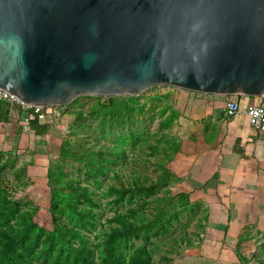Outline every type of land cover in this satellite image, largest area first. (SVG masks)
Returning <instances> with one entry per match:
<instances>
[{
	"label": "rangeland",
	"instance_id": "obj_1",
	"mask_svg": "<svg viewBox=\"0 0 264 264\" xmlns=\"http://www.w3.org/2000/svg\"><path fill=\"white\" fill-rule=\"evenodd\" d=\"M183 92L158 86L57 107L48 163L35 174L33 149L0 134V264H75L72 246L94 264L110 253L126 263L264 264V174L235 188L231 177L229 201L210 192L214 167L198 175L192 160L210 158L211 128L201 133L181 113Z\"/></svg>",
	"mask_w": 264,
	"mask_h": 264
},
{
	"label": "water",
	"instance_id": "obj_2",
	"mask_svg": "<svg viewBox=\"0 0 264 264\" xmlns=\"http://www.w3.org/2000/svg\"><path fill=\"white\" fill-rule=\"evenodd\" d=\"M158 86L264 97V0H0V89L24 104Z\"/></svg>",
	"mask_w": 264,
	"mask_h": 264
},
{
	"label": "crops",
	"instance_id": "obj_3",
	"mask_svg": "<svg viewBox=\"0 0 264 264\" xmlns=\"http://www.w3.org/2000/svg\"><path fill=\"white\" fill-rule=\"evenodd\" d=\"M183 93H185V96L179 94V105H183L182 112L181 110L180 112L190 120L195 121L194 127H196L197 131L198 129L202 131L203 129L211 128L210 133L212 134L210 139H208V143H211L210 154L206 153V155L210 156L209 159L212 157V160L201 155L192 160L193 168H196V173L201 175L204 172L202 168L206 164L213 166L214 171L211 174L213 183L208 180V177L204 178V180L207 179L206 181H209L208 183L206 182L207 184L211 183L209 186L213 195L214 191L218 190V192H223L221 197H226V201H229L231 196L227 194V184L231 177L232 184H230V187L233 186L235 188L240 182L239 179H243L244 176L246 180L247 176L264 174V139L259 138L249 128L245 115L246 109L261 103L263 99L243 96L238 98L241 104V113L233 119H227L223 114L224 100L221 102L220 107L222 110H220V107L217 106V98L214 96L205 98L206 96L191 92L185 91ZM175 98L179 97L176 95ZM18 127L15 123L8 122L0 127V134H4L3 137L6 138L5 145H13L14 148H26L30 149V151L33 149L35 155L32 158L29 171L35 174L45 168V163L49 159L48 149L53 142L51 134H49L50 129L36 143L33 133L25 134ZM204 130L201 133H205L206 131L204 132ZM212 149H214L213 152H211ZM214 177L217 179H214ZM225 193L226 195L224 196ZM213 198L217 197L214 196ZM221 204L229 209V205L225 202ZM226 217L228 218L227 214Z\"/></svg>",
	"mask_w": 264,
	"mask_h": 264
},
{
	"label": "built area",
	"instance_id": "obj_4",
	"mask_svg": "<svg viewBox=\"0 0 264 264\" xmlns=\"http://www.w3.org/2000/svg\"><path fill=\"white\" fill-rule=\"evenodd\" d=\"M263 101L245 110L249 128L261 139H264V97ZM0 101L6 102L8 107L9 122L18 125L23 133L32 134L30 120L37 117L41 123L53 117L57 107H31L19 101L12 95L0 89ZM241 113V104L236 97H224L223 114L227 119H233ZM56 114V113H55ZM54 119V117H53ZM3 124L0 123V127Z\"/></svg>",
	"mask_w": 264,
	"mask_h": 264
},
{
	"label": "trees",
	"instance_id": "obj_5",
	"mask_svg": "<svg viewBox=\"0 0 264 264\" xmlns=\"http://www.w3.org/2000/svg\"><path fill=\"white\" fill-rule=\"evenodd\" d=\"M198 95H200V94H198ZM8 107H9V105L6 102L0 101V123L1 124H7L9 122ZM29 124H30V129H31L32 133L34 134V137H35L36 143H37V141L41 140V138H43L44 135L49 131L51 122L46 121L45 123H41L37 119V117L32 116ZM18 129H19V127H18ZM161 157H162V154H161ZM165 157L169 158L170 154H169V156L165 155ZM145 191H148V190H145ZM122 221H121V224L125 225V222L124 221L122 222ZM148 228L146 229V231H150V229H152V227H148ZM68 232H70V234L73 233L71 230H68L66 233H68ZM60 234H64V232H60ZM120 238H122V232L120 233ZM71 251L75 257V261H78V263H75V264H94V262L92 260H89L88 258H86L82 254L83 247H81V246L80 247H75V246L73 247L72 246ZM10 255L13 257L16 256V254L14 252L11 253ZM108 257L109 258H108L106 264H146V262L143 261V260H145L146 257H143L142 259H141V257L130 258L129 263H126L125 261H121L120 258L117 256V254L110 253V256H108Z\"/></svg>",
	"mask_w": 264,
	"mask_h": 264
}]
</instances>
